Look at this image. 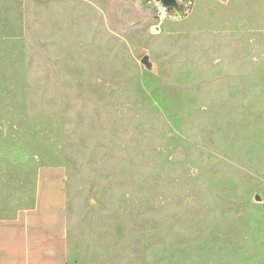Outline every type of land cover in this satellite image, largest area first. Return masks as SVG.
I'll return each instance as SVG.
<instances>
[{
  "label": "rangeland",
  "instance_id": "374dc122",
  "mask_svg": "<svg viewBox=\"0 0 264 264\" xmlns=\"http://www.w3.org/2000/svg\"><path fill=\"white\" fill-rule=\"evenodd\" d=\"M43 167L81 264H264V0H0V219Z\"/></svg>",
  "mask_w": 264,
  "mask_h": 264
},
{
  "label": "crops",
  "instance_id": "0c3cea01",
  "mask_svg": "<svg viewBox=\"0 0 264 264\" xmlns=\"http://www.w3.org/2000/svg\"><path fill=\"white\" fill-rule=\"evenodd\" d=\"M68 207L66 171L41 168L32 203L0 219V264H81Z\"/></svg>",
  "mask_w": 264,
  "mask_h": 264
},
{
  "label": "built area",
  "instance_id": "2783aa9c",
  "mask_svg": "<svg viewBox=\"0 0 264 264\" xmlns=\"http://www.w3.org/2000/svg\"><path fill=\"white\" fill-rule=\"evenodd\" d=\"M177 7H167L162 2L153 0L156 17L160 23L165 21H178L188 17L195 5V0H176Z\"/></svg>",
  "mask_w": 264,
  "mask_h": 264
},
{
  "label": "water",
  "instance_id": "95a60500",
  "mask_svg": "<svg viewBox=\"0 0 264 264\" xmlns=\"http://www.w3.org/2000/svg\"><path fill=\"white\" fill-rule=\"evenodd\" d=\"M162 2L167 7H177L176 0H156Z\"/></svg>",
  "mask_w": 264,
  "mask_h": 264
}]
</instances>
